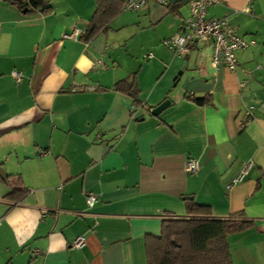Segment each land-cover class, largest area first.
Listing matches in <instances>:
<instances>
[{
	"label": "crops",
	"instance_id": "obj_1",
	"mask_svg": "<svg viewBox=\"0 0 264 264\" xmlns=\"http://www.w3.org/2000/svg\"><path fill=\"white\" fill-rule=\"evenodd\" d=\"M47 1L44 15L0 0V264H148L146 237L188 216L191 201L253 221L228 241L236 264H264V0L207 9L256 42L237 52L235 72L212 67V39L184 57L164 44L190 0L124 10L89 42L64 35L86 33L97 0ZM133 78L139 108L115 90ZM205 96L210 104L193 101ZM189 158L198 173L187 172ZM18 189L22 200L7 199Z\"/></svg>",
	"mask_w": 264,
	"mask_h": 264
},
{
	"label": "trees",
	"instance_id": "obj_2",
	"mask_svg": "<svg viewBox=\"0 0 264 264\" xmlns=\"http://www.w3.org/2000/svg\"><path fill=\"white\" fill-rule=\"evenodd\" d=\"M22 12L42 14L53 12L47 0H5ZM97 12L88 23L82 40L89 42L124 11L122 0H97ZM115 90L131 96L140 107L139 89L136 79L121 80ZM193 101L204 106L210 104L211 97H194ZM26 190H13L7 199L20 201ZM254 222L238 214L231 218H216L209 206L189 202L186 217L164 219L160 236L146 237L148 264H236L228 236L252 229Z\"/></svg>",
	"mask_w": 264,
	"mask_h": 264
},
{
	"label": "built area",
	"instance_id": "obj_3",
	"mask_svg": "<svg viewBox=\"0 0 264 264\" xmlns=\"http://www.w3.org/2000/svg\"><path fill=\"white\" fill-rule=\"evenodd\" d=\"M154 1L160 5H166L167 0H122L124 10L139 11L149 2ZM219 0H190V15L184 19L181 24L180 32L173 37L167 39L164 44L177 57H184L190 53V47L197 43H208L213 40V55L211 56V65L214 69L225 67L235 72L237 70V52L256 45L255 41H247L240 37L236 29L232 26L231 21L227 18L209 20L207 18V9L209 6L219 4ZM252 5L245 9L246 13L251 12ZM2 32V23L0 22V34ZM85 35V31L76 29L71 34L64 35L65 39L78 41ZM153 55L150 54L151 58ZM102 68L106 69V65L100 61ZM17 82L22 81L23 74L15 71L13 73ZM252 116L251 112H248ZM247 122L242 124L245 127ZM253 163H248L243 171L227 185V189H231L235 185L242 183L248 175ZM186 170L190 174H196L200 171V162L196 158H189L186 163ZM88 204L93 207L97 202V198L93 194L87 196ZM86 239L84 237L77 238L73 247L76 249L84 247Z\"/></svg>",
	"mask_w": 264,
	"mask_h": 264
},
{
	"label": "water",
	"instance_id": "obj_4",
	"mask_svg": "<svg viewBox=\"0 0 264 264\" xmlns=\"http://www.w3.org/2000/svg\"><path fill=\"white\" fill-rule=\"evenodd\" d=\"M24 12L26 13L27 11H24ZM182 75H183V73L180 72L176 78L178 79V78L181 77ZM170 104H171L170 101H166V102L162 103L160 106H158L157 108H155V109L152 111V114H154V115H159V114H160L164 109H166Z\"/></svg>",
	"mask_w": 264,
	"mask_h": 264
}]
</instances>
